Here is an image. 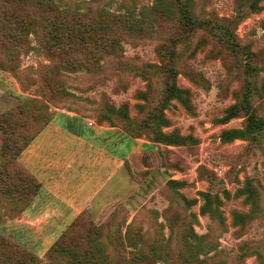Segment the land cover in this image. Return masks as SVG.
<instances>
[{
	"label": "rangeland",
	"instance_id": "obj_1",
	"mask_svg": "<svg viewBox=\"0 0 264 264\" xmlns=\"http://www.w3.org/2000/svg\"><path fill=\"white\" fill-rule=\"evenodd\" d=\"M52 121L115 160L54 250L15 222ZM0 264H264V0H0Z\"/></svg>",
	"mask_w": 264,
	"mask_h": 264
},
{
	"label": "crops",
	"instance_id": "obj_2",
	"mask_svg": "<svg viewBox=\"0 0 264 264\" xmlns=\"http://www.w3.org/2000/svg\"><path fill=\"white\" fill-rule=\"evenodd\" d=\"M77 129L52 121L17 157L38 184L15 219L20 225L16 237L22 243L30 244L27 235L35 228L36 244L49 248L80 214L97 215L100 205L111 199L114 156L99 145L94 148L86 143Z\"/></svg>",
	"mask_w": 264,
	"mask_h": 264
},
{
	"label": "trees",
	"instance_id": "obj_3",
	"mask_svg": "<svg viewBox=\"0 0 264 264\" xmlns=\"http://www.w3.org/2000/svg\"><path fill=\"white\" fill-rule=\"evenodd\" d=\"M184 17H188V14H184L183 15ZM88 24H84V27H86ZM82 31V30H81ZM83 32V31H82ZM33 139V138H32ZM28 144V143H27ZM26 146V145H25ZM22 151V150H21ZM20 151V152H21ZM37 188H38V184H36V190H37ZM20 189V188H19ZM16 191V190H15ZM36 192V191H35ZM57 243H56V241L51 245V250H54L56 247H57Z\"/></svg>",
	"mask_w": 264,
	"mask_h": 264
}]
</instances>
